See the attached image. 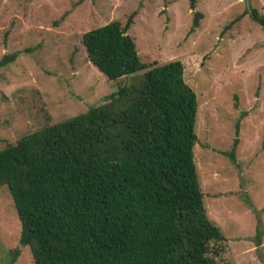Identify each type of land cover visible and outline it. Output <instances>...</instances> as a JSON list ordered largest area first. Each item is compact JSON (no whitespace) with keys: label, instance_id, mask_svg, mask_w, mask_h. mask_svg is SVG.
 <instances>
[{"label":"trees","instance_id":"obj_1","mask_svg":"<svg viewBox=\"0 0 264 264\" xmlns=\"http://www.w3.org/2000/svg\"><path fill=\"white\" fill-rule=\"evenodd\" d=\"M243 15L264 31V15L247 6L234 22ZM134 16L81 36L99 73L130 81L0 150V187L33 264H217L223 252L227 239L206 215L193 160L196 96L179 61L140 62L126 33ZM201 18L193 14L188 34ZM16 57L3 55L0 68Z\"/></svg>","mask_w":264,"mask_h":264},{"label":"rangeland","instance_id":"obj_2","mask_svg":"<svg viewBox=\"0 0 264 264\" xmlns=\"http://www.w3.org/2000/svg\"><path fill=\"white\" fill-rule=\"evenodd\" d=\"M247 6L264 15V0H195L192 10L188 0H0V59L17 54L0 68V150L130 81L99 73L81 36L135 12L126 33L140 62L179 61L196 96L193 160L206 215L227 239L216 263L264 264V31L247 15L234 22ZM194 13L202 18L188 34ZM19 234L2 186L0 264H33Z\"/></svg>","mask_w":264,"mask_h":264},{"label":"crops","instance_id":"obj_3","mask_svg":"<svg viewBox=\"0 0 264 264\" xmlns=\"http://www.w3.org/2000/svg\"><path fill=\"white\" fill-rule=\"evenodd\" d=\"M260 247H261V245H260Z\"/></svg>","mask_w":264,"mask_h":264}]
</instances>
